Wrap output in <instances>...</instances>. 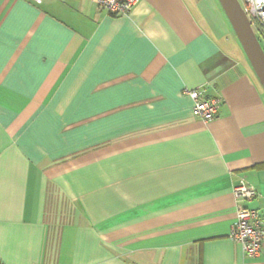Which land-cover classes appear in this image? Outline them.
<instances>
[{
	"label": "crops",
	"instance_id": "0c3cea01",
	"mask_svg": "<svg viewBox=\"0 0 264 264\" xmlns=\"http://www.w3.org/2000/svg\"><path fill=\"white\" fill-rule=\"evenodd\" d=\"M239 179L264 222V88L219 0H0V264H264Z\"/></svg>",
	"mask_w": 264,
	"mask_h": 264
},
{
	"label": "built area",
	"instance_id": "2783aa9c",
	"mask_svg": "<svg viewBox=\"0 0 264 264\" xmlns=\"http://www.w3.org/2000/svg\"><path fill=\"white\" fill-rule=\"evenodd\" d=\"M100 9L112 15L128 14L137 0H89ZM240 6L252 28L264 32V0H240ZM264 39V38H263ZM185 93L192 101L191 113L203 122H210L216 116L220 105L218 98L209 97L204 89H187ZM235 201V222L231 229L230 238L237 242L247 257H257L264 238V222L259 212L245 205L252 200L257 192L255 188L239 179L232 187Z\"/></svg>",
	"mask_w": 264,
	"mask_h": 264
},
{
	"label": "water",
	"instance_id": "95a60500",
	"mask_svg": "<svg viewBox=\"0 0 264 264\" xmlns=\"http://www.w3.org/2000/svg\"><path fill=\"white\" fill-rule=\"evenodd\" d=\"M231 26L264 88V52L237 0H219Z\"/></svg>",
	"mask_w": 264,
	"mask_h": 264
},
{
	"label": "rangeland",
	"instance_id": "374dc122",
	"mask_svg": "<svg viewBox=\"0 0 264 264\" xmlns=\"http://www.w3.org/2000/svg\"><path fill=\"white\" fill-rule=\"evenodd\" d=\"M237 2L239 3L240 6H242V3H241L240 0H237ZM254 31H255L254 33H255V36H256V38H257V41L259 42V44H260V46H261V48H262V50H263V52H264V39H263L262 36H260V35L257 33L256 29H254Z\"/></svg>",
	"mask_w": 264,
	"mask_h": 264
},
{
	"label": "trees",
	"instance_id": "16d2710c",
	"mask_svg": "<svg viewBox=\"0 0 264 264\" xmlns=\"http://www.w3.org/2000/svg\"><path fill=\"white\" fill-rule=\"evenodd\" d=\"M257 33L264 38V32L261 29H258Z\"/></svg>",
	"mask_w": 264,
	"mask_h": 264
}]
</instances>
